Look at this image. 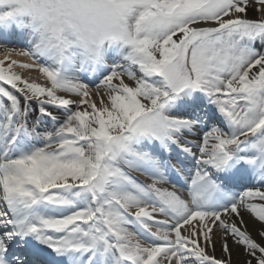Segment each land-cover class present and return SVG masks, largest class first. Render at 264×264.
Here are the masks:
<instances>
[{
	"label": "snow or ice",
	"instance_id": "1",
	"mask_svg": "<svg viewBox=\"0 0 264 264\" xmlns=\"http://www.w3.org/2000/svg\"><path fill=\"white\" fill-rule=\"evenodd\" d=\"M0 264H264V0H0Z\"/></svg>",
	"mask_w": 264,
	"mask_h": 264
},
{
	"label": "bare ground",
	"instance_id": "2",
	"mask_svg": "<svg viewBox=\"0 0 264 264\" xmlns=\"http://www.w3.org/2000/svg\"><path fill=\"white\" fill-rule=\"evenodd\" d=\"M12 46L20 47L21 45H12ZM25 62H28V61H25ZM32 75H37V73L33 72Z\"/></svg>",
	"mask_w": 264,
	"mask_h": 264
}]
</instances>
